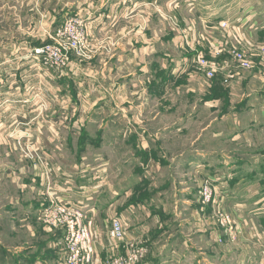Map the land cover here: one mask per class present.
Wrapping results in <instances>:
<instances>
[{
  "label": "crops",
  "instance_id": "obj_1",
  "mask_svg": "<svg viewBox=\"0 0 264 264\" xmlns=\"http://www.w3.org/2000/svg\"><path fill=\"white\" fill-rule=\"evenodd\" d=\"M173 2L168 12L164 0H0V264H65L61 233L40 221L53 193L87 211L97 264L136 239L150 250L141 264H264V57L254 50L264 0ZM70 18L87 31L86 53L43 70L38 31ZM233 49L254 50L252 71L234 69ZM197 56L236 78L208 79ZM20 138L45 167L20 156ZM221 210L239 229L234 244L218 242ZM107 219L123 223L124 242L112 243Z\"/></svg>",
  "mask_w": 264,
  "mask_h": 264
},
{
  "label": "built area",
  "instance_id": "obj_2",
  "mask_svg": "<svg viewBox=\"0 0 264 264\" xmlns=\"http://www.w3.org/2000/svg\"><path fill=\"white\" fill-rule=\"evenodd\" d=\"M175 26L178 27L175 22ZM223 28L228 23L221 24ZM53 44L35 50L36 55L45 57V65L50 68L62 69L69 61V52L76 51L83 54L88 46V35L82 22L76 18L68 19L57 30ZM255 52L264 57V46L255 47ZM254 50L233 49L232 55L234 69L252 71L255 64L251 58ZM217 56L221 53H217ZM196 68L203 70L208 79H214L218 74H223L227 79H235L236 73L231 70L230 64L208 60L197 56L191 62ZM201 200L204 206H211L215 200V190L209 181L204 182L201 188ZM214 219L223 232L219 243H224V238L234 243L239 240L240 232L232 214L227 211H217ZM40 221L47 232L55 234L60 232L62 240L60 248L65 264H97L96 241L92 235L91 226L84 207L77 204L72 196H56L53 193L49 204L41 212ZM128 230L119 219H112L108 235L113 244L118 245L125 241ZM264 237V235H263ZM127 252L110 256L105 264H141L149 255V247L140 240L130 242Z\"/></svg>",
  "mask_w": 264,
  "mask_h": 264
},
{
  "label": "rangeland",
  "instance_id": "obj_3",
  "mask_svg": "<svg viewBox=\"0 0 264 264\" xmlns=\"http://www.w3.org/2000/svg\"><path fill=\"white\" fill-rule=\"evenodd\" d=\"M151 2V1H150ZM147 5V4H146ZM174 2H173V0H164V4H163V6L166 8L165 10L166 11H168V12H172L173 11V7H174ZM172 8V9H171ZM168 9H170L171 11H169ZM168 12H165L166 14H169ZM168 17H170V15L168 16ZM68 20V19H67ZM66 20V21H67ZM168 20H169V22H171V24L173 25V26H175V20H174V18L172 17V18H168ZM65 21V22H66ZM64 22V23H65ZM64 23L63 24H61L58 28H56L55 30H54V32H48V33H46V35H40L39 34V31H38V36H37V45H36V48L33 50V55H35L36 56V58H37V60H38V63L40 64V66H41V68L43 69V70H63V69H65V68H67L68 67V65L71 63V61H72V59H71V57L73 56V55H75V56H77V57H79V58H83L82 56H84V54L86 53V50H85V52L83 53V54H81V55H79L76 51H70L69 52V54H68V56H69V61H68V63L66 64V66H64V68H62V69H57V68H50L49 66H46L45 65V62H46V60H45V57L44 56H40V55H36V53H35V50H37V49H40V48H42V47H45V46H48L49 44H53L54 43V40L55 39H57L56 38V32H57V30L58 29H60L63 25H64ZM87 32V31H86ZM88 35V34H87ZM88 40H89V36H88ZM88 44H89V41H88ZM88 47V46H87ZM38 95H39V93H38ZM19 127V126H18ZM22 140H23V138H20L18 141H17V144H16V148H17V150L19 151V153H20V156L23 158V159H25V160H32V161H38L39 163V165H43L44 167L46 166V162H45V160H44V157H43V155L41 154V152H40V150L37 148V147H35L34 146V143L33 142H27V143H25V141H23L22 142ZM24 140H26L25 139V137H24ZM247 150H251V149H247ZM249 153L250 154H253L254 153V151L252 150V151H249ZM259 222H262V225L260 226V227H258L257 229H258V231L262 234V233H264V218L262 219H259ZM107 224L105 225V226H108V228H109V225H110V220L109 219H107V222H106ZM107 228V227H106ZM231 243V242H230ZM235 243V242H234ZM234 243H232V244H234ZM243 244H244V246L246 247V248H244V250L245 251H247V250H252V248H247V247H249L248 245H250L251 243H250V240L248 241L247 240V242L246 241H244V242H242ZM259 250H261V253H263L264 254V247L263 246H261V249L259 248ZM147 259V258H146ZM145 259V260H146ZM144 260V261H145Z\"/></svg>",
  "mask_w": 264,
  "mask_h": 264
},
{
  "label": "trees",
  "instance_id": "obj_4",
  "mask_svg": "<svg viewBox=\"0 0 264 264\" xmlns=\"http://www.w3.org/2000/svg\"><path fill=\"white\" fill-rule=\"evenodd\" d=\"M58 233H60V232H58Z\"/></svg>",
  "mask_w": 264,
  "mask_h": 264
}]
</instances>
